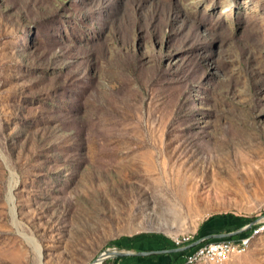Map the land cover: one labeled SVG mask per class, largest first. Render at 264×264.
Masks as SVG:
<instances>
[{"label":"rangeland","instance_id":"1","mask_svg":"<svg viewBox=\"0 0 264 264\" xmlns=\"http://www.w3.org/2000/svg\"><path fill=\"white\" fill-rule=\"evenodd\" d=\"M248 224L222 264H264V0H0V264Z\"/></svg>","mask_w":264,"mask_h":264},{"label":"built area","instance_id":"2","mask_svg":"<svg viewBox=\"0 0 264 264\" xmlns=\"http://www.w3.org/2000/svg\"><path fill=\"white\" fill-rule=\"evenodd\" d=\"M251 232L246 234L236 240L218 238L207 243H202L201 241L198 245L191 247L192 250L186 249L185 253L182 255L180 264H192V259H201L203 264H222L226 262L232 254L243 253L242 243L246 241L252 234L253 226ZM192 240V236L189 234L176 236L172 241L179 247L184 246ZM210 243H217V252H208V245Z\"/></svg>","mask_w":264,"mask_h":264},{"label":"trees","instance_id":"3","mask_svg":"<svg viewBox=\"0 0 264 264\" xmlns=\"http://www.w3.org/2000/svg\"><path fill=\"white\" fill-rule=\"evenodd\" d=\"M220 217H221V215L216 214V215L212 216V219H219ZM239 219L243 220V221H247V222L251 220V218H244V217H240ZM251 230H252V228H248V229L242 231L241 233H236L234 235H230V236L226 237L225 239L236 240V239H238V238H240L246 234H249L251 232ZM198 238H199V235H196L193 237V239L190 242L197 240ZM138 239L155 240L159 244L161 249H171V248L178 247L170 238L163 236V235L156 233V232L141 234L140 236H137L133 239H129L128 237L123 236V237H120L119 239H117L116 241H114L113 246H115L119 249H131L132 244H134V242ZM213 240H217V239H207V240L203 241L202 243H207V242H210ZM192 249H194V248H190L189 250H192ZM184 253H185V251L173 253L174 257L172 255H170L171 264H180L181 259H182V255ZM149 257L155 259L158 257V255L154 254V255H150ZM120 258L121 257H114L112 259L105 260L102 264H110V263L115 264L116 261Z\"/></svg>","mask_w":264,"mask_h":264},{"label":"crops","instance_id":"4","mask_svg":"<svg viewBox=\"0 0 264 264\" xmlns=\"http://www.w3.org/2000/svg\"><path fill=\"white\" fill-rule=\"evenodd\" d=\"M208 235L211 234H207L202 237H206ZM128 250L134 251L136 252V254L121 257L116 261L115 264H171L170 255L174 257L173 253H178V252H171V253L140 254L141 252L164 250L160 248L159 244L155 240H148V239L136 240L134 244H132L131 249ZM154 254L158 255V257L155 259L149 257L150 255H154Z\"/></svg>","mask_w":264,"mask_h":264},{"label":"water","instance_id":"5","mask_svg":"<svg viewBox=\"0 0 264 264\" xmlns=\"http://www.w3.org/2000/svg\"><path fill=\"white\" fill-rule=\"evenodd\" d=\"M250 226V224L246 225L245 227L241 228L240 230H238V232L240 231H244L246 230L248 227ZM251 227V226H250ZM237 232H227V233H217V234H211L208 235L206 237H202L199 238L197 240L192 241L191 243L184 245V246H179V247H175V248H171V249H164V250H157V251H147V252H141L140 254H152V253H171V252H180V251H184L186 249H189L191 247H194L196 245H198L201 241L203 240H207V239H218V238H225L228 237L230 235H234ZM136 254V252L128 250V249H106L105 251H103L97 258H101V263L108 258H114V257H124V256H130Z\"/></svg>","mask_w":264,"mask_h":264},{"label":"bare ground","instance_id":"6","mask_svg":"<svg viewBox=\"0 0 264 264\" xmlns=\"http://www.w3.org/2000/svg\"><path fill=\"white\" fill-rule=\"evenodd\" d=\"M257 231H258L257 229H253V234L246 241L242 243L243 253L248 249L251 242V238L253 237L254 234L257 233ZM208 252H217V243H210L208 245ZM88 264H101V258H96L95 260L88 262ZM192 264H203V260L192 259Z\"/></svg>","mask_w":264,"mask_h":264}]
</instances>
